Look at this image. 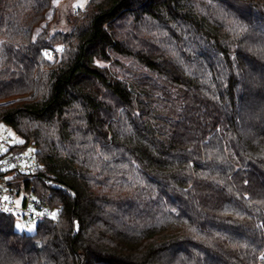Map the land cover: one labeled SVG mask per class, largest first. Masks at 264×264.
<instances>
[{
    "label": "trees",
    "instance_id": "trees-1",
    "mask_svg": "<svg viewBox=\"0 0 264 264\" xmlns=\"http://www.w3.org/2000/svg\"><path fill=\"white\" fill-rule=\"evenodd\" d=\"M52 7L0 0V122L61 212L0 214V264H264V0Z\"/></svg>",
    "mask_w": 264,
    "mask_h": 264
},
{
    "label": "built area",
    "instance_id": "built-area-1",
    "mask_svg": "<svg viewBox=\"0 0 264 264\" xmlns=\"http://www.w3.org/2000/svg\"><path fill=\"white\" fill-rule=\"evenodd\" d=\"M48 54L52 52L48 51ZM7 144V141H0V214L13 216L23 222L50 221L58 224L60 210L50 206L32 190H26L21 178L32 179L42 168L38 150L33 145L19 151H13V147L4 150L3 146ZM5 208L10 211H4ZM53 212L57 213L54 219L51 215ZM40 213L45 215L41 216Z\"/></svg>",
    "mask_w": 264,
    "mask_h": 264
},
{
    "label": "rangeland",
    "instance_id": "rangeland-1",
    "mask_svg": "<svg viewBox=\"0 0 264 264\" xmlns=\"http://www.w3.org/2000/svg\"><path fill=\"white\" fill-rule=\"evenodd\" d=\"M90 1L91 0H88V3ZM74 3H76V0H59L58 4L53 3V7L48 13L46 22L36 30V35H38L45 27L51 29V32L68 31L70 29L69 22L67 21L68 16L71 14L75 16L80 15L88 5L87 3L84 8H76L73 7ZM21 140L23 141V139L10 126L0 122V141L8 142L7 145L3 146L4 150H8L10 147L20 144L18 141ZM17 223L24 225V228L22 229L16 228V230L21 233L33 234L36 230V222H23L17 220L16 224ZM33 225H35V227H32ZM29 227H32L31 231L28 230Z\"/></svg>",
    "mask_w": 264,
    "mask_h": 264
},
{
    "label": "snow or ice",
    "instance_id": "snow-or-ice-1",
    "mask_svg": "<svg viewBox=\"0 0 264 264\" xmlns=\"http://www.w3.org/2000/svg\"><path fill=\"white\" fill-rule=\"evenodd\" d=\"M52 2L54 4H58L59 3V0H52ZM87 3H88V0H76V3L73 4V7H76V8H84ZM246 30H247L246 28H243V27L241 28V31H246ZM57 50L58 51H63V46H60ZM45 56H46V58L48 60H52L53 59V57L51 55H49L47 52H45ZM97 63H99V62H97ZM18 142L19 143H23L22 140L21 141H18ZM30 151H34V150H30ZM5 199H7V197H5ZM33 199H35V197ZM4 211L7 212V211H10V210L7 209V208H5ZM172 211H175V209H173ZM40 215L43 216V215H45V213H40ZM51 215H52V218L54 219L56 217L57 213L53 212ZM32 227H35V225H33ZM32 227H29L28 230L31 231L32 230ZM16 228L22 229V228H24V225L17 223L16 224Z\"/></svg>",
    "mask_w": 264,
    "mask_h": 264
}]
</instances>
